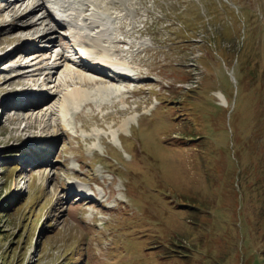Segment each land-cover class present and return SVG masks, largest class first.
Returning a JSON list of instances; mask_svg holds the SVG:
<instances>
[{
    "label": "rangeland",
    "instance_id": "1",
    "mask_svg": "<svg viewBox=\"0 0 264 264\" xmlns=\"http://www.w3.org/2000/svg\"><path fill=\"white\" fill-rule=\"evenodd\" d=\"M92 1L111 14L104 30L86 28L88 39L123 51L139 79L125 84L129 101L95 116L78 107L46 132L12 130L31 111L0 105V264H263L264 0ZM45 7L15 23V11L0 13V103L22 89L1 79L21 73L10 64L30 69L15 81L36 85L44 68L33 69L71 42L66 24L51 59L5 57L27 36L44 46L40 29L55 25ZM15 113L25 119L9 120ZM33 136L49 141L45 167L24 165L42 143ZM89 187L96 200L79 199Z\"/></svg>",
    "mask_w": 264,
    "mask_h": 264
},
{
    "label": "bare ground",
    "instance_id": "2",
    "mask_svg": "<svg viewBox=\"0 0 264 264\" xmlns=\"http://www.w3.org/2000/svg\"><path fill=\"white\" fill-rule=\"evenodd\" d=\"M28 1L29 0H0V3H1L0 13H3L4 11L5 12L9 11V9L11 11H15L14 12L15 13L14 23H15L17 21H20V18L22 16L28 17L30 13H32L37 7L39 8L47 0H31L30 1L32 2L31 4H29ZM97 1L98 0H96V2ZM96 5L97 4L92 0H78L77 7H74L69 0H63L60 3L61 8L58 11V14H60L59 18L61 19L55 18L54 15L51 13V11L47 7H45V10L43 12L44 18L51 17L55 25L51 26L49 30H46V28H43V27L42 29H40L41 32L39 33V36H38L40 38L38 37L37 38L38 40H47L44 46L42 45V47L39 48V46H37L35 43H30V41L27 40L28 36L26 34L27 36L26 39L21 41V44L23 43L22 45L19 44L20 46L6 53L5 57L12 56V58H10L11 61L12 60L14 61V59L17 58L16 55L13 56L12 54H14L15 51H18V50H19L18 53L23 54L20 56L21 59L22 57L28 56L31 53L33 55L39 56L40 61L49 60V58L51 59L52 57L50 54L48 55V52L52 51L54 48V45L56 44V39H52L54 32L57 31V27L63 26L66 24L68 25L64 33L65 34L67 33V35L70 36V39H71L70 44L66 43L63 49L61 50L58 49L55 51L56 57H54V60L51 64L47 63L43 65L42 63L33 69L35 71L36 70L38 71L39 69L44 68L45 76L42 78L41 80L42 82L40 83L37 82L38 84L37 87H34L37 84L28 86L26 83H22L19 80H16V81L14 80L15 77L28 74V72L30 71V69L28 70L24 68L25 67L24 63L22 64L18 63L20 65L10 64L7 68L10 70L14 66H15L14 68L21 67L22 68L21 73L15 74L13 75V77H7V76H6L7 78L5 76L1 77L4 84L8 83L9 86H13L9 90L11 91L17 90L20 87V86L17 87L15 85H22L21 86L22 89L19 90V93L15 91V94H13L11 98H8L10 100L6 98L8 101H5V102L3 101V103L1 102L0 105L1 106L5 105V107H11L10 109H14V108L15 110L18 109V112L31 111L30 113H27L28 115L26 119H28V122L26 123L25 127L22 129L20 126L14 125L12 126V130L19 132L20 130L23 131V130H29L31 128H34V129H39L40 131L46 132L48 127H50V125L53 123L52 119H54L57 125H59V128H63L65 125H67V122L69 120L68 114L70 113V111L78 107H79V110H74L78 112L77 115H80L83 111L82 109L80 110L81 106L82 108L90 106L94 108L95 111L93 115L95 116L96 114H99L98 111L100 110V108L105 109L112 104L116 106L121 101L122 102L129 101V97L125 95L124 93L125 91H128L127 89L130 90L131 87L126 88L125 84H127V82H131V80L138 81L139 78L136 75L137 74L136 70L134 72L133 67L128 68V66L124 68L125 69L124 73L132 74V76H135L134 79L133 78L131 79L128 75H120L114 79L112 77L107 76L103 71L105 70V67L103 66L105 64L107 65L110 62L112 63L113 62L115 63L123 62L124 63L128 61L127 59L125 60V57H124L125 53L122 51V52H119V54H115V52L111 54V53H108L107 51L105 52L103 50L104 48L103 46L97 48L99 44L101 45V41L104 40L103 37L101 35H95V36L92 35L93 36L91 40L92 43L90 44L88 37H83V33H80L79 30L75 29L72 23L73 19L76 18L75 16L79 13H82L83 16L85 17L86 15L90 13L99 14L100 12H104L107 15L111 14L110 10L96 8ZM22 6L25 9L23 8L24 10H22V12H19ZM72 10H74V13ZM41 19L37 18L35 20L28 21L27 25L30 27V30H31L30 32H33V33L38 32L39 29L37 30L36 28H34V26L38 24L41 21ZM99 23L96 22V20L91 19L87 26L92 25L93 27H96L98 26ZM16 30H20V29H16ZM77 39H82L83 42L88 44L87 47L89 50L90 62H86L83 59L75 60L73 59V57H71V53L69 52L70 47L73 46L72 44H74L75 40ZM48 46H51L49 47L51 50L47 48ZM38 50H41V51L38 52ZM44 55H47L48 58L46 59L47 56H44ZM1 59L3 58L0 55V60ZM64 61L73 62L79 69L76 70V72L71 71V69H68V70L65 69L61 74L60 69ZM58 73H60L59 77L56 75ZM49 84H53V85L51 87H48ZM133 90L134 88H132L131 92H133ZM98 92H100L99 94H101L100 95L101 97L97 95ZM113 94H118L120 96L119 97L120 100L114 99L112 100V103H109L110 101L108 102L107 98H110ZM42 106H46V108H42ZM98 108L99 110L97 111ZM127 111L129 112L130 109L123 108L122 110H119V113L123 114V113H126ZM104 115L106 118H111L113 116L112 113H106ZM8 119L19 121V120L25 119V117H22V115L15 113L14 116ZM98 122H99V125H102V123L99 120ZM88 125L89 123L87 122L85 124V127H87ZM34 136L28 137V140L29 139L30 141L36 140L38 142L42 141V143L40 145H35V146L30 147V150H26L23 154L28 155V158H31V159H28L26 157L25 159H27L30 162L32 160H35V162L33 163L31 162L29 164V163H26L27 161L26 162L24 161L25 164L24 163L23 164L26 166L32 165V167L39 166V168L45 167V164H48L49 162H51V161L46 162L47 160L44 156V155H47V154H44V151L46 153V150H47L46 144H48L49 141L43 138L42 139L40 138L32 139V138L37 137V136L36 137ZM88 138L90 139L92 138V136H89ZM117 138H118V134H117ZM26 142L24 143V145H26ZM88 193H91V191H88ZM77 195H79V199L81 200H85V201H87V199H90L91 201L96 200L95 198L90 197L87 194L79 193Z\"/></svg>",
    "mask_w": 264,
    "mask_h": 264
}]
</instances>
